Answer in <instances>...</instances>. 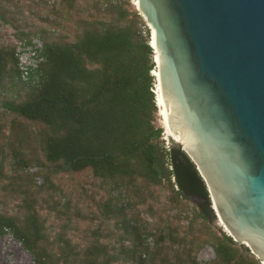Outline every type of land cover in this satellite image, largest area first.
Wrapping results in <instances>:
<instances>
[{
	"label": "trees",
	"instance_id": "16d2710c",
	"mask_svg": "<svg viewBox=\"0 0 264 264\" xmlns=\"http://www.w3.org/2000/svg\"><path fill=\"white\" fill-rule=\"evenodd\" d=\"M113 8L117 21H87L71 41L27 33L17 37L36 36L42 40L44 61L38 85L19 79L14 45L0 51V88L5 90V78L25 88L20 100L18 94L16 98H1L0 112H12L41 125V148L50 167L38 161L18 159L16 163L34 182L40 176L47 179V174L84 169H91L102 181L127 191L136 178L152 184L168 181L176 195L195 199L201 219L211 221L214 215L210 196L193 161L178 143L165 147L162 128L154 124L157 105L151 70L155 63L149 29L144 26L142 35L140 25L144 23L137 11L130 15L119 6ZM122 209L110 207L108 212L116 214ZM123 224L139 241L144 240L129 219H123ZM7 232L33 256V264H58L59 257H53L42 245L43 224L33 210L22 222L0 213V235ZM59 242L62 253L69 247V240L60 235ZM143 242L139 244V256L145 249ZM237 244L229 235L215 236V263L261 264L239 248L242 244ZM87 259V264L110 261Z\"/></svg>",
	"mask_w": 264,
	"mask_h": 264
},
{
	"label": "rangeland",
	"instance_id": "374dc122",
	"mask_svg": "<svg viewBox=\"0 0 264 264\" xmlns=\"http://www.w3.org/2000/svg\"><path fill=\"white\" fill-rule=\"evenodd\" d=\"M113 5L130 15L137 11L144 23L142 35L144 26L150 32L136 0H0V51L13 47V39L23 33L71 41L87 21H117ZM3 82L0 100L17 94L18 100L23 98L25 88L19 82L16 86L8 78ZM160 117L157 106L154 124L162 128L161 140L169 147L176 142L165 132ZM43 130L12 112H0V213L22 222L33 210L43 224L42 245L59 257L58 264H87V257L108 258L109 264H216L212 242L217 235H228L227 230L213 208L211 221L201 219L195 199L179 197L168 181L152 184L136 178L127 191L102 181L91 169L47 174V179L40 176L35 182L26 177L18 159L50 167L41 148ZM110 207L123 209L113 214ZM123 219L138 227L144 242L128 232L129 226L125 229ZM60 235L69 240L62 253ZM141 242L145 249L139 256ZM239 248L256 258L245 245ZM133 249L134 254H127ZM0 264H33V256L7 232L0 235Z\"/></svg>",
	"mask_w": 264,
	"mask_h": 264
},
{
	"label": "water",
	"instance_id": "95a60500",
	"mask_svg": "<svg viewBox=\"0 0 264 264\" xmlns=\"http://www.w3.org/2000/svg\"><path fill=\"white\" fill-rule=\"evenodd\" d=\"M136 7L153 29L165 124L228 235L264 264V0H136Z\"/></svg>",
	"mask_w": 264,
	"mask_h": 264
},
{
	"label": "built area",
	"instance_id": "2783aa9c",
	"mask_svg": "<svg viewBox=\"0 0 264 264\" xmlns=\"http://www.w3.org/2000/svg\"><path fill=\"white\" fill-rule=\"evenodd\" d=\"M13 45L19 79L26 84L38 85L42 75L40 65L44 61L42 40L36 36L14 38Z\"/></svg>",
	"mask_w": 264,
	"mask_h": 264
},
{
	"label": "bare ground",
	"instance_id": "6f19581e",
	"mask_svg": "<svg viewBox=\"0 0 264 264\" xmlns=\"http://www.w3.org/2000/svg\"><path fill=\"white\" fill-rule=\"evenodd\" d=\"M150 29H151L152 44H153V29H152V28H150ZM154 76L157 77V71H156V69L154 70ZM156 86L158 87V85H157V81H156ZM156 96H157V100H158V107H159V111H160L161 122H162V124H163V126H164V130H165V132L167 133V135H168L169 137H171L173 140H175V139L172 137L171 133L169 132L168 127H167L166 124H165L166 116H165L164 106H163L162 101H161V99H160V93H159V90H158L157 88H156ZM220 223H221V222H220ZM221 224H222V223H221ZM222 225H223V224H222Z\"/></svg>",
	"mask_w": 264,
	"mask_h": 264
}]
</instances>
